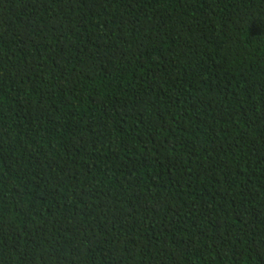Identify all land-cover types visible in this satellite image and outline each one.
<instances>
[{
	"label": "trees",
	"instance_id": "trees-1",
	"mask_svg": "<svg viewBox=\"0 0 264 264\" xmlns=\"http://www.w3.org/2000/svg\"><path fill=\"white\" fill-rule=\"evenodd\" d=\"M0 264H264V0H0Z\"/></svg>",
	"mask_w": 264,
	"mask_h": 264
}]
</instances>
